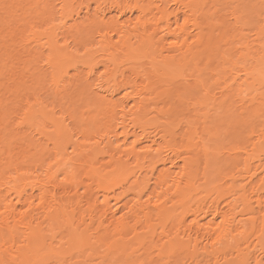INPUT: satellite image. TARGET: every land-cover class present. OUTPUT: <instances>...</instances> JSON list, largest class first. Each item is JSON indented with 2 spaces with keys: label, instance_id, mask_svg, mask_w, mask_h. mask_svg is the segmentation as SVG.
<instances>
[{
  "label": "bare ground",
  "instance_id": "1",
  "mask_svg": "<svg viewBox=\"0 0 264 264\" xmlns=\"http://www.w3.org/2000/svg\"><path fill=\"white\" fill-rule=\"evenodd\" d=\"M2 1L0 13L1 10L4 13ZM56 1L58 7L52 0H36L33 16L54 21L55 10L62 18L77 2ZM95 2L104 3L105 7L115 11L128 10L134 17L119 23L114 19L109 25L96 24L98 20L89 13L87 4L84 14H88L90 22L95 24L85 28V33L76 29L78 38L73 43L66 40L60 43L58 34L49 26L39 30L29 20V32L24 36L36 35V43L41 44L42 50L41 55L31 54L26 62L29 67L40 58L48 74L27 70L30 84L24 80L16 81L12 69L7 72L8 61L17 59L14 58L17 53L11 50L14 33L0 28V79L10 81L0 84V93L3 91L0 94V121L6 124L13 116H18L19 124L37 133L54 151V157L50 159L45 157L41 147L18 156L11 153L15 140L0 138V264H78V261L89 259L91 253L96 255L100 251L101 262L98 264H112L110 262L132 242H144L149 231L137 232V226L149 229L158 223L166 224L179 215L176 213L178 209L182 214H188V200L194 190L190 179L199 159L190 153L195 150V137L190 133L196 129L195 120L185 115L183 109L201 104V108L206 107L210 101L201 102L210 92L211 84L221 78L225 80L230 74H224L227 66L223 67L221 62L229 60L231 66L228 71L234 72L237 68L244 71L245 78H239L240 82L235 79L238 89L235 87L234 91L238 95L249 94L255 103L252 109H247L246 119L237 125L233 135L245 146L248 143L242 140L245 131V139L254 133L260 134V138L251 143L250 152L243 148L246 157L245 154L242 159L236 156L232 162L237 169L248 173V185L256 173L250 171L251 162L264 154V0ZM248 2L251 4L249 9ZM75 15L73 20L77 24L79 15ZM229 16L233 22L227 20ZM23 18L27 19V14ZM2 19L0 15V22ZM249 20L255 22L256 36L250 41L241 32L250 24ZM66 24L63 21L61 25L66 28ZM170 37L174 40L171 41ZM233 41L236 45L224 50L222 45L228 46ZM238 49L242 51L238 52ZM220 53L219 69L215 66L212 69L211 62ZM78 64L86 69V76L81 79L69 77V83L57 90L52 101L39 94L43 79L48 76L52 85H58L68 75L67 68ZM98 64H103L106 70L96 75ZM125 64L130 67L123 69ZM125 71L128 74L125 75ZM93 74L95 76L91 79ZM177 83L180 84L175 85ZM196 84L202 91L199 96L204 95L201 102L195 95ZM158 85H161L160 89ZM85 87H94L110 98L98 103L99 110L92 113L87 124L80 121L78 135L69 128L66 117L57 111L54 100L61 93L62 103L65 97L73 98ZM117 93L120 96L114 98ZM211 106L210 102L206 108ZM183 127L185 130L179 133L185 142L178 140L177 143V138L180 139L177 132ZM151 131L159 135L162 144L164 142L165 154L162 145L154 151L137 148L141 139L148 137ZM90 135L96 137L92 142ZM160 162L179 166L175 164L178 166L176 172L170 173L166 168L155 174L154 167ZM260 166L264 170V164ZM150 181L153 183L150 192L160 195V201L138 202L136 199L137 202L129 206L127 203L119 204L121 197L129 193L136 196L146 194ZM257 183H251V192L258 189L260 183ZM246 187V184L240 187L243 193L239 197L244 211L252 213V216L237 221L234 217L227 220L229 231L236 224L245 227L232 235L233 238L250 232H255L257 237L263 230L264 206L256 198V208L251 207L249 199L243 195ZM28 191H36L37 195L28 194ZM194 221L193 235L188 233L182 239L171 237L165 242L166 255L179 249L188 251V256L196 260L204 251V245L199 247L198 244H202L203 233L211 235L212 228ZM222 240L221 237H213L209 241L216 248L209 251L210 254H217L231 243L225 241L223 244ZM256 246L257 243L253 248ZM248 249L249 246L236 250L238 264L252 259L248 257ZM126 255L130 258L131 254ZM253 262L259 263L256 257Z\"/></svg>",
  "mask_w": 264,
  "mask_h": 264
},
{
  "label": "rangeland",
  "instance_id": "2",
  "mask_svg": "<svg viewBox=\"0 0 264 264\" xmlns=\"http://www.w3.org/2000/svg\"><path fill=\"white\" fill-rule=\"evenodd\" d=\"M35 2L36 0H3L2 3H3L4 13L3 10H1L0 13V15L3 16V19L0 22V28H2L4 31H12L14 33V37L11 40V50L14 49V52L17 53L15 54L17 56L14 57L17 59L14 62L8 61L7 72H10V70L12 69L14 71L13 76L17 78L16 81L24 80L26 84H30V75L26 73V71L29 69H30L29 71L35 70L36 72L38 71L44 72L46 73V75H48L46 71V66L43 64L44 62H42L40 58L39 60L37 58L36 62L30 65L29 67L26 62V60L29 58L31 54L41 55V50H42L41 44L36 43V39H37V37L35 38L36 35H33L31 37L24 36L29 32V26H27L29 20L32 21L31 24L36 25L38 27L37 29L39 30H42L49 26L51 30H53L55 33L58 34L60 43L61 42L63 43L64 40L73 43L78 38L75 35V33H77L76 29L84 30L83 33H85L87 31L85 28H88L91 25L95 24L90 22L91 18L88 14H84L86 12L87 4H89V13H91L98 20L96 21V24L109 25L112 21L114 22V19L115 21H117V23H119L125 21L126 19L132 20L134 17V15H131V12H129L128 10H124L122 12L115 11L113 8L105 7L106 5L104 3L97 4L95 0H77V2L74 3V5L66 11V13L62 18H59L58 13L55 10L53 12V16L55 20L53 21L51 19L40 18V17L38 18L33 16L34 10H36ZM52 2L56 5V7H58V2L56 0H52ZM248 5L250 6L251 4L249 2L247 3V8L249 9ZM76 13L79 15L76 22L77 24H75L73 20L74 18H76L75 15ZM26 14L28 16L27 19L23 18V16ZM25 20H27V22H25ZM227 20L233 22V19L230 16L227 17ZM63 21H66L67 23L65 26L66 28H64V26L62 27L61 25ZM249 21H251L250 22L251 25L249 24L248 26L243 27V29L241 30V32L245 35L248 41L256 38L255 30L253 28L255 22L253 20H249ZM22 22H25V25L22 26L21 25ZM51 23H53V25H51ZM49 28H47V31H49ZM170 39L171 41L174 40V38L172 37H170ZM233 44L236 45V43L233 41L231 44H228V46L222 45V47L225 46L223 47L225 50L228 49L229 46H232ZM237 51L240 52L242 50L239 51L238 49ZM218 55H216L213 58L214 60H212L211 62L212 65H210V67L212 69L213 66H215L216 69H219L217 65H220L219 62H221L220 60H222L221 59L222 56L221 53L219 56ZM217 60L219 64H217ZM222 63L223 62H221V65H224L223 67L227 66V68L225 67L226 70H224V74L228 75L227 73H230L228 75L230 78L227 76L229 80L226 78L225 80L223 79L224 80L223 81L221 78L213 82L209 87L210 89V92L208 93L209 95L206 93L207 95L205 94V97L204 95L199 96L202 95L201 88H199L200 87L199 85L197 84L195 85V90H196L195 93L197 92V94L195 93L194 94L201 99L199 100V102H201L204 97V100L201 103L204 102L207 103L209 100L213 106L207 109L209 107V103H210L209 102L207 103L208 106L206 104L207 108L206 107L201 108V106L203 107V105L201 104V106L199 107L195 106V108H193L191 106L190 107L185 106L184 107L185 110L183 109L185 115H189V117L191 116V118H194L195 120L194 122L196 129L193 130V132H190L191 136L193 135V137H195L194 138L195 146L193 147V149L195 150H192L190 153L192 155H195V157L199 159L198 166L190 179L191 183L194 185V190L191 191V196L188 200L190 212L184 215L180 212L181 210L178 209L176 213L179 212V215L176 216L170 222H167L166 224L158 223L149 229L145 228V226H143L142 228V225L137 226L136 229L138 230L137 232L147 231V230L149 231L148 233L145 234L144 242L141 243L132 242L130 245L131 247L127 246L124 249V251H122L121 254L115 260H113V262L110 263L112 264H123V263L124 264L125 263L127 264H195V262H197V264H238L237 258H235V256H237L238 253L236 250L249 246L248 251L250 254L248 257L249 258L251 257L253 260L247 259L246 261L248 262L245 261L241 264H254L253 262L254 257H256V260L259 261L258 264H264V224H263L262 232L257 237L255 232L252 233L250 232L245 235L241 234L240 236L233 238L232 235L237 234L242 229L244 230L245 227H243L240 224L239 225L236 224L232 226L231 231H229L226 223L227 220L229 221L233 217L237 221V219L239 218L246 219L252 216V213L244 211V207L242 205V198L239 197V195L243 193L242 191H240V187H242V185L244 184H246L247 189L246 191H244L245 193L243 195L245 197L247 196V198L251 203V207H253L254 209L256 208V198H259L264 206V170L263 167L260 166L261 164H264V154L261 153V155L259 156V160L254 159L251 162L250 171L253 172L254 170L256 172L255 176L252 177L251 183H253L252 185H256L258 180L259 182L257 184L260 183L258 189L251 192L250 187L252 185L251 183L248 185V181H249L248 173L246 171L244 172L242 170L237 169L232 162L234 161L235 159L234 157L236 156H239L238 158L242 159V157L245 154L244 157H246L247 153H244L243 148H246L248 152H250L252 148L251 143L253 141L258 140L260 138V134L254 133L251 136H249V139L247 138L245 139L244 138L246 137V133H245L246 131H245L243 135L244 137H242V140L244 142H248L245 143V146L242 143H240L237 139H235V136L233 135H235L234 133L236 131L234 130H236L237 125H240L242 120L246 119L247 117L246 114H248L249 112L247 109L250 108L252 109V106H254L255 103H252L249 94L239 93L238 95L237 91L236 92L234 91L235 87L236 90L238 89L237 87L238 80L240 82L243 78H245L244 71H241L240 68L235 69L234 71L235 73L233 72V70L232 72L228 71L231 66L229 60H226V62L223 64ZM104 64L107 68L106 63ZM102 65L103 64L97 65L96 67L97 69H95V72L96 71L97 72L96 73L94 72V74L97 75L98 72L100 73L106 70L104 68V65L103 66ZM127 67H130L129 64L128 65L125 64L122 68L126 69ZM145 68H147V66ZM67 72L68 75H65L62 79L63 82L59 83L58 85L57 84L52 85L51 82L49 81L48 76L45 79H43L41 81V86L38 90L39 94L48 101H52V98L57 93V90L62 89L65 83H69L71 77L72 78L77 77L81 79L84 76H86V69L79 64L74 66L71 65L70 67L67 68ZM124 73L125 75L128 74L126 71ZM7 74L8 76H10L9 73ZM94 74L92 75L91 79H93V77L95 76ZM232 75H235V78ZM237 75H239V77H237ZM22 77L23 79H21ZM231 78H233V80L236 79L237 82L236 80L233 81ZM230 79L231 82H229ZM226 81L228 82V84ZM6 82H10V81H2L0 79V84ZM225 83L230 86H227ZM179 84L180 83H177L175 85H179ZM197 86L198 89H196ZM159 87L161 88V85H158V89H160ZM199 92L201 94H199ZM119 93H117V95L115 94L114 98H118L120 96ZM0 94H3V91ZM62 95L63 94L58 93L57 96L58 98L55 97L54 100L55 107L57 111L61 112L63 116L66 117V121L69 123V128L75 134L78 135H80L79 132L81 131L80 121H82L84 124H87V121H90V116L92 115V113H94V111L99 110L98 103L106 102L107 98H110L108 95H106L105 92L99 91L94 87H91L89 89L85 87L84 90H81L79 94L73 95V98L65 97V99L62 100V103H60ZM241 96L242 97L245 96L244 99ZM230 108H232V110ZM200 113L202 115H199ZM241 115H243V117ZM19 122L20 120L18 116H13L11 120L6 124L1 123L0 121V138H12L13 140H15L11 153L20 156L24 152L27 154L32 153L35 147H41L44 150L43 154H45V157L47 159L53 158L54 151L51 145L46 143L44 140H41L40 137L37 135V133L19 124ZM180 130L177 132L179 134V135L177 134L178 135L177 137H179L180 139L177 138L176 141L177 143H179L178 140H181V143H184L185 140H182L183 138L180 137L183 135H181V133L179 132H182V130L185 129L183 127ZM94 136L95 135H90L89 138L91 139V142L96 139V137ZM92 138L94 139L92 140ZM263 139H264V133H263ZM160 141L162 142V140L159 139V135H157V133H155L154 131L153 132L151 131L148 137L141 139V141L137 144V148L140 150L141 149L143 150L144 148L145 150L147 148H150L149 150L154 151L158 146L162 145L161 146L163 149L162 151L163 154H165L166 151L164 150L165 148H163L164 142L162 144ZM259 163L260 165H258ZM175 164L176 163L172 164L169 162H165L164 164L161 162L157 163L154 167L155 174L161 172L166 168L169 169L170 173L176 172L179 164H176L178 166H175ZM259 166L260 169H258ZM149 183L151 185L149 184L148 191L144 192L146 194L143 195L141 194L142 196L141 195L136 196L133 195L132 193H129L124 197H121L119 204L127 203V206H129L137 201L138 202L141 201L144 202L147 200H149L150 202L160 201L161 198L160 195H158L155 192H150V190L153 188V183L151 181ZM48 187H49V191L52 192L53 191L52 186L49 185ZM67 188H71V187L67 186ZM28 194L36 196L37 192L28 191ZM133 196L135 200L133 199ZM110 201L113 203L115 202L113 198H111ZM222 215H225L226 218L222 219L221 218ZM194 220H197L199 224H202L203 226L212 228L211 235H208L207 233H203V239L201 241L202 244L201 245L198 244L199 247H202L203 245H204L203 247H205L204 251L200 253L202 257L199 254L200 256L198 255L196 260L191 259L188 256V251H184V250L180 251L179 249H175L176 251L174 250V253H172L169 256L166 255L164 251L167 250L165 248L167 243L165 242L169 241L171 237L182 239V236L183 235L186 236L188 235V233L189 235H193L194 232L193 229L195 228V225H193L195 223ZM203 232H205V230ZM224 234L226 235L224 236ZM213 237L214 238L221 237V239H223L222 240L223 244L225 243V241H231V243L227 248L221 249L218 252H216L217 254H215L214 252L210 254L209 251H213L214 249H216L213 248L209 242ZM184 238L186 237H183V239ZM255 243H257V246L253 248V245ZM91 244L90 246H93ZM97 254L92 255L91 253V255H89V259L87 258L85 260L78 261V264H83V263L98 264L99 261L101 262V259L99 256L100 254H98V256ZM126 254H131L130 258H127L126 256L128 255ZM60 264H65V263H60Z\"/></svg>",
  "mask_w": 264,
  "mask_h": 264
}]
</instances>
